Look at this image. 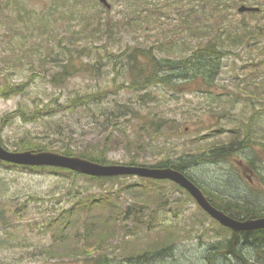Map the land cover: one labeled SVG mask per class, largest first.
Here are the masks:
<instances>
[{
    "label": "rangeland",
    "instance_id": "1",
    "mask_svg": "<svg viewBox=\"0 0 264 264\" xmlns=\"http://www.w3.org/2000/svg\"><path fill=\"white\" fill-rule=\"evenodd\" d=\"M226 1L225 13L212 15L217 8L210 0H112L111 8L97 0H0V82H29L23 94L0 95L2 145L10 151H25L30 142L52 152L106 149L107 164L134 160L145 166L205 154L213 159L187 166L186 173L219 196L213 197L219 204H246L264 213V28L256 27L264 26V12L246 23L239 12L243 2ZM255 1L264 8V0ZM242 33L247 36L239 42L234 36ZM217 34L230 53L214 68L191 65L186 78L175 74L172 87L129 89L125 58L109 54L141 46L181 61ZM70 54L78 70L55 82ZM210 71L209 79L200 74ZM87 94L99 98L63 109ZM47 105L57 111L33 121L13 117ZM154 115L170 130L155 135L148 125L157 121ZM217 144L237 150L220 159L211 151ZM73 172L0 161V264H264L260 247L243 248L246 260L206 259L202 244L227 240L233 232L172 182L137 176L97 181ZM146 195L161 199L152 205ZM108 199L121 205H101ZM94 200L101 206L91 208ZM90 209L121 211L112 235L95 241L94 250L85 238ZM71 249L80 251L69 255ZM50 251L67 255L47 259L43 254Z\"/></svg>",
    "mask_w": 264,
    "mask_h": 264
},
{
    "label": "trees",
    "instance_id": "2",
    "mask_svg": "<svg viewBox=\"0 0 264 264\" xmlns=\"http://www.w3.org/2000/svg\"><path fill=\"white\" fill-rule=\"evenodd\" d=\"M240 2H243V4H245L248 6H255L257 4V1L255 0H240ZM210 6L217 8L216 10H214V12H212V15L216 12H224L227 10L229 4L228 2H223V0H210ZM242 4V5H243ZM224 6V7H223ZM256 7H259L260 10L259 11H255V12H246L243 13V17L244 22H246V17L250 16V17H258L262 14V12H264V8L262 7V5H257ZM212 18H210V21L212 22ZM214 21V20H213ZM247 23V22H246ZM243 23L247 28L249 24ZM259 31H262V29L264 28V26L262 25H258L256 26ZM108 29L111 33H113V24L111 21L108 22ZM208 29L210 31H215V26L213 25V22L211 24H208ZM251 33V32H250ZM252 34V33H251ZM231 36V35H230ZM247 36L246 34H236L234 37H236V40L239 42H242L244 40V37ZM251 36V35H249ZM221 36L220 35H214L210 41H208V43L203 46V47H199L196 50H194V52L188 56L187 58L181 60V61H177L171 58H161L157 56V52L154 50V48H147V47H141V46H136L133 48H128L126 49L124 52L122 53H110L111 57H113L114 59H118L121 60V58H125V61L127 62L130 71H131V81L128 84V88L133 90V91H148V89L154 88L156 86H160V85H164L167 87H172L174 85L173 83V77L176 75H178V77L181 78H186L187 77V73L184 72V70H188L189 67H191V65L197 70V69H201V68H206L210 69V68H214L218 65V60H220L221 57L225 56L226 54L230 53V51L226 50L225 46L223 43H225L224 41L221 42L220 41ZM63 71L62 73L56 74L54 76V81H58V80H65L67 79L68 76H71L73 74L74 71L78 70V64L74 62L73 60V56L72 54H70V58L67 61V64H65L63 66ZM182 71V72H181ZM212 71H210L207 73H200L201 75H204V78L209 77L211 78V73ZM198 74V73H197ZM211 76V77H210ZM207 78V79H209ZM262 81H264V79H262ZM261 81V82H262ZM263 83V82H262ZM29 82L28 83H21V84H13V83H9V82H0V95L1 96H9V95H13V94H23L25 93V89L28 87ZM147 94L144 95V97H146ZM99 95L98 94H87L85 96H77V98L72 99L68 105H66L63 109L65 110H74L77 109L80 106L85 105L88 102H92L91 100L94 99H98ZM155 101V99H154ZM58 110H60V108H56ZM57 110H55V108H52L50 106H45L44 108H37V110L35 112L28 113L26 111H19L18 114L14 115L13 117L19 116L25 120H29V121H33L36 120L40 115H49L51 113L56 112ZM152 119H155L157 121H150L149 128H154V133L155 135H158L161 130H168V128H166V125L168 124H162V121H164V118L159 117L157 115H154V117ZM170 122V121H167ZM166 122V123H167ZM114 127V126H113ZM173 128V127H172ZM171 128V129H172ZM170 130V129H169ZM168 130V131H169ZM236 147H237V143H235ZM234 145H223V144H217L214 145L213 148H211L212 154H217L219 156L220 159H226L229 158L231 156L234 155V152L237 150ZM26 149H32L35 151H47L49 150V147L46 145H42L39 143H28L25 146H23L21 148V150H26ZM57 152L66 154V155H70V156H75L78 155L82 158L91 160V161H95L98 163H102V164H107L108 163V158H107V151L106 149H102V151L96 152V151H85V152H79V153H75L74 150L71 147H67L65 150H55ZM190 155V154H189ZM205 154H201L198 155L197 157H195V159L192 160H184V157L180 158V163L175 162L173 160L165 159L162 162H160L159 164L155 165V167H174L178 170H181L183 172H185V174L187 176H189L200 188L201 186L196 182L195 179H193L192 176L188 175L185 171V168L187 166H190L192 164H198L200 163V161H207V160H211L213 159L212 156H204ZM6 164H9L7 162H4ZM130 165H140L138 163H136V161L132 160ZM23 167H28V166H23ZM28 168H40V167H28ZM47 168V167H45ZM49 168H53V167H49ZM60 169V168H57ZM62 169V168H61ZM63 171H68V172H72L71 170L68 169H63ZM74 173V172H73ZM77 175L82 176L83 174H79L76 173ZM87 178H90L91 180H97V181H106V180H119L121 177H104V178H97V177H91V176H87V175H83ZM148 180H152V181H156L153 179H148ZM157 182H164V181H157ZM171 182V181H169ZM173 183V182H172ZM178 188H182L181 186H179L178 184L174 183ZM183 189V188H182ZM202 189V188H201ZM184 190V189H183ZM203 190V189H202ZM204 191V190H203ZM204 193L206 195L209 196V200L212 202V204L214 206H216L217 208L225 211L227 214L231 215L232 217L235 218H241V215H244L243 218L241 219H250V218H259L264 216V213H260L259 211L253 209L251 206H247L246 204L242 207H239L237 204H235L234 206L231 205V203L226 204H219L218 202L215 201V199H218L219 196L214 195L211 196L208 193H206L204 191ZM161 195H146V201L153 204H156L160 201ZM215 199H214V198ZM114 200L108 199L107 201H101L102 204H105L107 202V204L110 202L111 206L114 207H118V204L121 205L118 202H113ZM92 203H88L90 204L91 208L94 206H101L98 205L101 202H97L96 200L91 201ZM87 204V203H86ZM106 204V205H107ZM249 204V203H248ZM89 206V205H88ZM105 206V205H104ZM150 206V205H147ZM91 210V209H90ZM131 211H133L130 208ZM97 211L91 210V213H93L94 215H92L87 223H86V232H85V238L86 241L88 242L87 247L91 248L92 250L95 249V241L96 242H100L101 239L104 238H108L112 235V226L111 224L116 222L119 218L118 214L121 211H113L111 214L110 213H105L103 215V213H96ZM115 213V214H114ZM71 221V220H69ZM98 223H101L100 225H97ZM65 229H62L61 231L64 232ZM252 237V234L246 235V240L249 241V239ZM257 239H254L253 243L257 244L258 247H262V243H264L263 241V237H264V230H260L259 233L255 234V236ZM90 243V244H89ZM101 244V243H100ZM98 244V245H100ZM86 247V248H87ZM71 251L74 253H69V255H76L79 253V249L77 250H72ZM61 253V252H60ZM88 250H86V255H89ZM238 255L240 254V258H242L243 260H246L245 255L241 254V251L237 252ZM67 255V252H64V255ZM208 257V256H207ZM210 260V259H209ZM222 261H233L230 257L227 259H221ZM212 261V260H210ZM100 264V263H99ZM102 264H106L105 262Z\"/></svg>",
    "mask_w": 264,
    "mask_h": 264
},
{
    "label": "water",
    "instance_id": "3",
    "mask_svg": "<svg viewBox=\"0 0 264 264\" xmlns=\"http://www.w3.org/2000/svg\"><path fill=\"white\" fill-rule=\"evenodd\" d=\"M107 8H111L112 0H97ZM259 7L241 5L239 12L259 11ZM0 161L14 165L28 167H55L74 171L79 174L91 177H124L137 176L145 179L158 181H171L184 190L197 201L199 206L213 219L223 226L234 231H250L264 229V216L239 220L227 214L225 211L212 204L204 191L185 172L174 167H155L145 165H124V164H102L82 157L70 156L52 151H10L0 141Z\"/></svg>",
    "mask_w": 264,
    "mask_h": 264
},
{
    "label": "flooded vegetation",
    "instance_id": "4",
    "mask_svg": "<svg viewBox=\"0 0 264 264\" xmlns=\"http://www.w3.org/2000/svg\"><path fill=\"white\" fill-rule=\"evenodd\" d=\"M206 195V194H205ZM207 196V195H206ZM207 213V212H206ZM216 222H218L216 220ZM221 226H223L220 222H218ZM224 228H227L223 226ZM227 230L232 231L233 235L227 240H220L210 242V243H203L202 247L204 249L205 258H214L215 260L219 259H227L231 258L232 260H236L239 257L238 251L240 252L243 248H252L255 252H258L257 244L253 243L254 239H257L255 234L259 233L260 230L264 229H257V230H250V231H234L231 228H227ZM252 234V237L246 240V235ZM229 239V240H228ZM264 240V237L262 238ZM264 242V241H263ZM262 247L260 249H264V243H262ZM208 245V246H207ZM251 250V249H250ZM47 259L58 258L64 255V252L61 253H52L46 252L43 254ZM235 257V258H234Z\"/></svg>",
    "mask_w": 264,
    "mask_h": 264
}]
</instances>
